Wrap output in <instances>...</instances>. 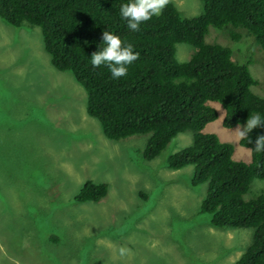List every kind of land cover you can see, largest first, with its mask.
I'll list each match as a JSON object with an SVG mask.
<instances>
[{
    "label": "rangeland",
    "instance_id": "obj_1",
    "mask_svg": "<svg viewBox=\"0 0 264 264\" xmlns=\"http://www.w3.org/2000/svg\"><path fill=\"white\" fill-rule=\"evenodd\" d=\"M181 18L202 13L200 0H167ZM209 27L206 44L231 51L247 64L264 97V52L243 30ZM194 52L175 46L183 63ZM202 132L232 147V159L249 163L236 126H222L224 111ZM241 127L244 124H240ZM150 134L107 140L85 112V93L69 72H58L37 27L0 20V264H232L251 242V229L214 228L199 207L207 185H190L194 167H166L189 147L192 132L173 138L153 160L142 158ZM104 183L98 202L73 199L86 182ZM264 195L254 179L243 195Z\"/></svg>",
    "mask_w": 264,
    "mask_h": 264
},
{
    "label": "trees",
    "instance_id": "obj_2",
    "mask_svg": "<svg viewBox=\"0 0 264 264\" xmlns=\"http://www.w3.org/2000/svg\"><path fill=\"white\" fill-rule=\"evenodd\" d=\"M200 1L202 13L192 18H181L167 2L137 32L119 17L127 0H0V20L14 28H39L51 66L69 72L83 89L85 112L98 121L107 140L150 134L142 152L150 161L178 134L191 131V145L171 155L166 167H194L190 185L206 183L199 214L208 215L212 227L252 230L250 244L232 264H264V195L243 200L251 182L264 179V153L240 139L250 162L234 161L230 145L202 132L217 117L209 102L222 107L226 129L244 124L253 113L264 117V97L251 92L256 81L247 64L233 62L227 47L204 42L209 27L231 29L233 41L240 35L232 30L240 29L264 52V0ZM104 30L139 53L120 79H112L106 67L90 64L91 54L103 47ZM177 44L193 47L188 61L175 60ZM260 135L264 126L254 128L247 139L254 143ZM106 193L104 183L86 181L73 200L98 202Z\"/></svg>",
    "mask_w": 264,
    "mask_h": 264
},
{
    "label": "clouds",
    "instance_id": "obj_3",
    "mask_svg": "<svg viewBox=\"0 0 264 264\" xmlns=\"http://www.w3.org/2000/svg\"><path fill=\"white\" fill-rule=\"evenodd\" d=\"M167 0H127L121 3L119 17L126 24L127 29L137 32L140 26L151 18L159 16L163 11ZM103 47L98 48L90 56V64L93 68L106 67L112 79L125 77L128 66L138 59L139 53L133 51V46L123 42L120 37L104 30L101 33ZM264 126V117L260 113L248 115L244 125H236V131L240 139L252 144V149L257 153H264V135L257 136L254 143L247 139L248 133L254 128Z\"/></svg>",
    "mask_w": 264,
    "mask_h": 264
}]
</instances>
